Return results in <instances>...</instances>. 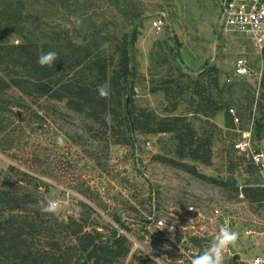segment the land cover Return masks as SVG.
Returning a JSON list of instances; mask_svg holds the SVG:
<instances>
[{"label":"rangeland","instance_id":"374dc122","mask_svg":"<svg viewBox=\"0 0 264 264\" xmlns=\"http://www.w3.org/2000/svg\"><path fill=\"white\" fill-rule=\"evenodd\" d=\"M26 5L23 18L29 20L31 36L59 43L66 52L78 45L74 39L92 43L94 49L104 43L112 47L117 37L137 31L133 107L160 117L187 116L199 133H211L212 157L209 164L179 158L171 133H135V144H114L64 102L11 88L0 93V188L32 195L35 202H29V209L59 201L55 214L61 221L82 218L119 228L115 218H120L128 227L120 230L132 244L124 264H144L145 258L191 264L222 226L240 234L226 252L225 264H251L264 255V201H251L242 193L245 186L263 184L264 173L234 149L264 90L253 75L233 77L235 62L247 58L254 74L260 60L246 37L222 32L220 0H27ZM162 15L167 26L158 33L152 23ZM71 17L81 19L79 27ZM212 67L226 90L220 102L234 108L232 123L226 109L209 120L193 113L190 82ZM170 78L176 80L174 96L167 97L159 88ZM5 106H11L9 111ZM261 116L257 107L255 120ZM254 131L255 147L264 151V132L259 138ZM158 156L182 159L208 179L165 164ZM159 219L168 227H157Z\"/></svg>","mask_w":264,"mask_h":264},{"label":"trees","instance_id":"16d2710c","mask_svg":"<svg viewBox=\"0 0 264 264\" xmlns=\"http://www.w3.org/2000/svg\"><path fill=\"white\" fill-rule=\"evenodd\" d=\"M26 1L0 0V65L3 67L0 69V93L6 94L9 89L16 88L29 96L42 95L52 101L64 102L80 117L92 121V124H87L90 129L97 125L101 133L108 135L114 144H135V133H171L179 158L204 164L211 162L212 135L209 131L199 133L192 121L184 115L160 117L148 109L133 107L132 96L137 72L132 51L137 31L126 32L117 37L112 47H107L104 43L97 44L94 49L92 43L83 41L82 45L66 52L63 45L33 38L27 31L29 20L23 18L24 13L28 12ZM13 37L17 38L16 43L12 41ZM41 47L45 52L58 53L59 59L53 67H41L37 63ZM175 83L176 80L170 78L159 89L167 97L174 96ZM105 84L109 86L110 95L108 98H101L97 88ZM190 86L194 114H200L209 120L226 109L225 117L232 123L230 107L226 106L227 103L220 102L226 90L220 87L219 71L215 67L193 77ZM260 99L257 107L262 116L255 120V128L258 137L262 138L264 90ZM8 107L11 106H5L3 110L9 111ZM157 159L194 177L208 179L195 165L182 159L162 156ZM216 183L223 185L220 181ZM242 193L251 201H264L262 184L245 186ZM30 201L35 202L28 193L0 188V264H124V260L130 255L131 241L122 233L128 227L120 218H115L119 228L82 218L61 221L56 214L45 213L41 208L29 209ZM81 204L94 213L89 204ZM145 262L158 264L150 258H145L144 264Z\"/></svg>","mask_w":264,"mask_h":264},{"label":"built area","instance_id":"2783aa9c","mask_svg":"<svg viewBox=\"0 0 264 264\" xmlns=\"http://www.w3.org/2000/svg\"><path fill=\"white\" fill-rule=\"evenodd\" d=\"M220 3L222 7V32L246 37L260 60V70L253 74L247 58H238L235 62L233 77L243 78L253 75L258 79L260 86L264 80V0H220ZM152 26L158 33L164 32L167 26L166 16L156 17ZM225 81L230 84L233 79L228 77ZM259 95L260 93H258L255 102L256 106L259 103ZM256 112L257 107L254 109L249 129L242 132L240 138L234 144V149L238 155L246 157L253 166L264 173V151L255 147L254 140ZM229 113H234V108H230ZM148 144L150 143L148 142ZM262 186H264V180ZM156 226L168 227L165 226L162 219L157 220ZM257 261H259V264H264V255H257L253 258L251 264H257Z\"/></svg>","mask_w":264,"mask_h":264},{"label":"clouds","instance_id":"9594fccd","mask_svg":"<svg viewBox=\"0 0 264 264\" xmlns=\"http://www.w3.org/2000/svg\"><path fill=\"white\" fill-rule=\"evenodd\" d=\"M70 19L77 27H79V25L82 23L81 19L78 17H71ZM66 27L71 30L72 25L69 24L66 25ZM73 43L82 45L83 40L74 39ZM58 59V53L55 51L45 52L41 47L37 56V63L41 67H53L54 63ZM97 92L101 98H108L110 95L109 86L107 84L100 85L97 88ZM58 143L61 145L64 143L62 137L58 138ZM59 206V201H48L46 204L42 202V211L45 213L55 214L58 211ZM239 238L240 234L238 232L233 231L228 227L222 226L219 229V232L215 235L214 239L211 241L208 248L202 254L195 256L191 260V264H225L226 252L230 246H236ZM257 264H259V261H257Z\"/></svg>","mask_w":264,"mask_h":264},{"label":"water","instance_id":"95a60500","mask_svg":"<svg viewBox=\"0 0 264 264\" xmlns=\"http://www.w3.org/2000/svg\"><path fill=\"white\" fill-rule=\"evenodd\" d=\"M129 103H130V98H127V108L129 107ZM129 110V109H128Z\"/></svg>","mask_w":264,"mask_h":264},{"label":"crops","instance_id":"0c3cea01","mask_svg":"<svg viewBox=\"0 0 264 264\" xmlns=\"http://www.w3.org/2000/svg\"><path fill=\"white\" fill-rule=\"evenodd\" d=\"M201 73V72H200ZM206 118V117H205ZM258 250H260V248H258ZM263 251V250H262Z\"/></svg>","mask_w":264,"mask_h":264}]
</instances>
